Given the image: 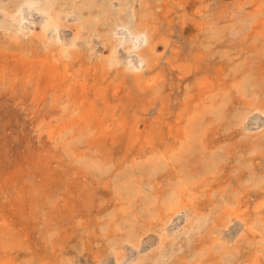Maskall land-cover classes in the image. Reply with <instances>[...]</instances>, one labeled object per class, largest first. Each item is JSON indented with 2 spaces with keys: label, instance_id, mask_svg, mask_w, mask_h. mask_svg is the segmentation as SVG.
I'll use <instances>...</instances> for the list:
<instances>
[{
  "label": "rangeland",
  "instance_id": "374dc122",
  "mask_svg": "<svg viewBox=\"0 0 264 264\" xmlns=\"http://www.w3.org/2000/svg\"><path fill=\"white\" fill-rule=\"evenodd\" d=\"M60 3L68 57L0 17V264H264V0ZM145 6L157 93L104 47Z\"/></svg>",
  "mask_w": 264,
  "mask_h": 264
},
{
  "label": "bare ground",
  "instance_id": "6f19581e",
  "mask_svg": "<svg viewBox=\"0 0 264 264\" xmlns=\"http://www.w3.org/2000/svg\"><path fill=\"white\" fill-rule=\"evenodd\" d=\"M4 1L0 0V17H3L9 21V24H15L17 22L18 30H15L13 34H11L12 38H20L21 35H24L28 32L34 33L35 36L42 39L44 43L47 45H50L59 56L62 57H68L69 53L72 49V47L75 46L76 40L81 37V31L77 29V31L74 33V36L71 41L64 42L61 40V38L57 35V32L59 31V28H62L64 23L62 20V17L60 16L62 13V4L60 3V0H13L9 4H2ZM55 5V7H53ZM9 6H12L9 8ZM12 9V11L10 10ZM85 12V11H84ZM34 14H37L39 17L42 16V21L38 24L39 25V31H37L36 23L32 21L29 26L25 27L23 25V22L25 19H27L29 16H32ZM137 15V23L132 27V29L128 27H124L125 30L121 31L119 34L121 37L120 40H117L114 38H111L112 34H115L114 30H110L112 34H110V31H105L107 35L109 36V40L106 42V47L108 51V56L106 57V61L108 60L110 67H117L118 60L116 59V53L117 50L120 47H124L125 50H127L128 53L135 56V59L129 60L127 63H124V66L121 67L122 71L124 72L125 76H129L132 80H136L137 82H140V84L150 86L152 82L154 83V77L147 76L145 72L143 73L144 68L150 70L152 69L154 63L157 60V50L156 45L158 41H161L162 34L156 32V27L151 26L149 24V18H152L155 16L152 9H150L148 6L145 8H141V10L136 14ZM82 23V22H81ZM79 23V28L82 27V24ZM13 24V25H14ZM116 27V26H115ZM120 28V27H119ZM14 29V28H13ZM123 29V28H122ZM65 30V29H64ZM48 31H54L56 34L55 40H50L47 36ZM66 31V30H65ZM105 32L103 35H105ZM19 34L20 36H18ZM117 34V33H116ZM50 35V34H49ZM83 35V34H82ZM84 36V35H83ZM116 38V37H115ZM77 44V43H76ZM162 49V48H161ZM98 57L97 55H95ZM122 56V55H121ZM125 56V55H124ZM127 56V55H126ZM55 57V56H54ZM118 57V56H117ZM53 58V57H52ZM125 58V57H124ZM161 58V57H160ZM126 60V59H125ZM105 66H103L104 68ZM108 68V66H107ZM120 68V67H119ZM156 68V67H155ZM203 80V79H202ZM202 84V83H201ZM154 85V84H153ZM199 86V85H198ZM206 86V85H205ZM151 87V86H150ZM207 87V86H206ZM154 93H157L159 90L158 86L151 87ZM113 92V91H112ZM195 94V92H194ZM197 94V92H196ZM100 95V94H99ZM190 95V94H189ZM187 95V96H189ZM228 96V95H227ZM99 97V96H98ZM231 100V99H230ZM207 101V100H206ZM200 102V100H199ZM210 102V101H209ZM227 102V101H226ZM251 102V101H250ZM92 104V103H91ZM206 104V103H205ZM207 106V105H206ZM210 106V105H208ZM211 107V106H210ZM197 108V107H196ZM195 108V109H196ZM209 108V107H208ZM255 110L251 113L259 114L260 116L264 117V110H261L259 107H255ZM185 111V110H184ZM206 111V110H205ZM194 112V111H193ZM192 112V113H193ZM250 113V114H251ZM200 114V113H199ZM224 114V113H222ZM87 115V114H86ZM241 116V115H240ZM243 117V116H242ZM80 118V117H79ZM205 121H209V119H204ZM203 120V121H204ZM211 121V120H210ZM88 123V122H87ZM261 123V122H260ZM119 124V123H118ZM206 124V123H205ZM264 125V124H263ZM118 126V125H117ZM264 127V126H263ZM262 130V127H260L258 130ZM212 130V129H211ZM256 130V128H255ZM187 131V130H186ZM185 132V131H184ZM186 135V134H185ZM139 136V135H138ZM183 136V135H182ZM198 138V137H197ZM137 142V141H136ZM175 143V142H174ZM180 145V144H179ZM184 148V147H183ZM143 154V153H142ZM163 157V156H162ZM110 160V159H109ZM109 163V162H108ZM193 181V179H192ZM124 184V183H123ZM126 185V183L124 184ZM131 186H133L131 184ZM130 186V187H131ZM129 188V187H128ZM179 189V188H178ZM127 190V189H126ZM132 190V189H131ZM129 194V193H128ZM127 196V194H126ZM171 196V195H170ZM190 196V195H189ZM194 196V195H193ZM172 197V196H171ZM192 197V196H191ZM188 198V197H187ZM175 197L174 200L175 201ZM136 200V199H135ZM170 200V199H169ZM168 200V201H169ZM167 201V200H166ZM171 201V200H170ZM128 202V201H127ZM167 203V202H166ZM172 203V202H171ZM174 203V202H173ZM173 205V204H172ZM169 206V205H167ZM175 206V204H174ZM128 207V206H127ZM175 208V207H174ZM168 209V208H167ZM179 209H176L173 211V213L178 212ZM172 213V214H173ZM187 213V212H186ZM171 215L165 216V223L163 226L165 227L166 223L172 218ZM177 214V213H176ZM187 217L189 216L188 213L186 214ZM235 215V214H232ZM195 220H202L204 218L203 215L195 216ZM189 219V218H187ZM239 219V218H238ZM225 220V219H224ZM223 221V220H222ZM199 222V221H198ZM205 222V221H204ZM202 222V223H204ZM201 223V222H200ZM199 223V225H200ZM201 223V224H202ZM205 224V223H204ZM227 224V223H225ZM198 225V224H197ZM201 226V225H200ZM163 227L162 230H165ZM216 228V227H215ZM166 231V230H165ZM169 232V231H168ZM168 232H165L164 238L170 237ZM181 233V232H179ZM177 234V233H176ZM176 234H174L176 236ZM172 235L171 240L175 241V236ZM178 235V234H177ZM131 238H126L128 243L133 246L134 248H137L139 245L137 244L136 240H138L135 237V234L130 235ZM149 238V237H148ZM132 240V241H131ZM145 242V241H144ZM162 242V238H160L159 243ZM146 243V242H145ZM150 243V241H149ZM128 244V245H129ZM144 244V243H143ZM147 244V243H146ZM158 244V243H157ZM142 245V244H141ZM145 245V244H144ZM143 246V245H142ZM153 246V245H152ZM132 247V248H133ZM224 253V250L227 249L226 246L221 247ZM141 249V248H140ZM236 249V248H235ZM131 250V249H130ZM154 250V249H153ZM128 251V250H127ZM111 252V251H110ZM112 252L114 253V258L116 261H122L123 254H121V251H116L114 248L112 249ZM137 252V251H135ZM112 253V255H113ZM129 254V253H128ZM134 254V253H133ZM255 254V253H254ZM134 256V255H133ZM151 255H148V257ZM255 256V255H254ZM107 258V257H106ZM155 258V255H154ZM251 260V259H250ZM126 262V261H125ZM140 262V261H139ZM198 262H201L198 260ZM94 264H99L100 260L97 259L93 261ZM124 263V262H123ZM85 264V263H84ZM107 264V263H106ZM140 264V263H139Z\"/></svg>",
  "mask_w": 264,
  "mask_h": 264
}]
</instances>
